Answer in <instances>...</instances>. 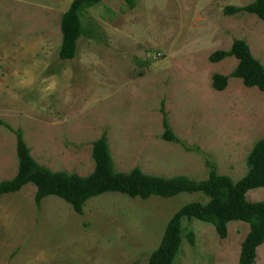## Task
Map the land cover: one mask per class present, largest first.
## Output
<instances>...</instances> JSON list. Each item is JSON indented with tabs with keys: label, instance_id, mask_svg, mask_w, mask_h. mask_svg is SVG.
<instances>
[{
	"label": "rangeland",
	"instance_id": "374dc122",
	"mask_svg": "<svg viewBox=\"0 0 264 264\" xmlns=\"http://www.w3.org/2000/svg\"><path fill=\"white\" fill-rule=\"evenodd\" d=\"M72 1L0 0V182L17 171L15 130L51 172L89 175L92 143L105 136L116 172L201 180L208 161L241 179L264 137V92L230 77L233 57L208 58L238 39L264 67V21L222 13L255 0H103L82 19L93 37L60 61L59 23ZM214 74L229 77L224 90L212 88ZM161 107L178 143L161 138ZM34 194L27 184L0 196V264H147L171 216L200 200L106 193L77 215L55 196L36 206ZM245 198L264 200V189ZM181 225L194 245L183 238L173 264H238L247 224L228 223L224 239L210 224ZM254 264H264V246Z\"/></svg>",
	"mask_w": 264,
	"mask_h": 264
},
{
	"label": "trees",
	"instance_id": "16d2710c",
	"mask_svg": "<svg viewBox=\"0 0 264 264\" xmlns=\"http://www.w3.org/2000/svg\"><path fill=\"white\" fill-rule=\"evenodd\" d=\"M102 1L73 0L61 15V43L58 51L60 61L75 58L81 37H93L94 29L85 27L82 19L88 9ZM124 2L128 8H133V0ZM222 13L224 16L246 13L264 21V0H255L243 7L227 6ZM227 57H233L237 61L230 77L241 80L246 88H256L264 92V67L252 56L243 40H233L228 51H215L208 60L218 63ZM228 78L214 74L211 77L212 88L215 91L224 90ZM160 111L163 127L161 138L167 142L178 143L165 119L162 107ZM14 135L17 171L11 179L0 182V196L18 192L25 185L31 184L35 187L36 206L43 198L55 196L68 204L75 214L81 215L87 200L106 193H118L141 200L150 197L169 199L182 193L197 195L200 200L181 206L168 220L161 241L149 254L147 264H173L183 238L190 245H194V234L182 227L183 221L195 220L210 224L219 239L226 237L228 223L247 224L249 230L240 247L238 264H254L256 249L264 246V200L249 202L245 198L251 190L264 189V137L255 142L247 154L245 175L234 182L228 176L218 175L215 165L208 161L205 162L207 175L201 180L185 176L165 178L147 175L138 167L128 173L116 172L105 136L92 143L94 168L89 175L51 172L33 160L20 130H15Z\"/></svg>",
	"mask_w": 264,
	"mask_h": 264
}]
</instances>
